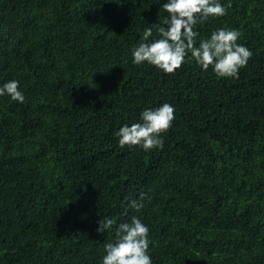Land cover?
Wrapping results in <instances>:
<instances>
[{
	"label": "trees",
	"instance_id": "trees-1",
	"mask_svg": "<svg viewBox=\"0 0 264 264\" xmlns=\"http://www.w3.org/2000/svg\"><path fill=\"white\" fill-rule=\"evenodd\" d=\"M167 2L0 0V87L25 97L0 96V264H102L132 216L152 264H264V0H218L226 15L194 28L196 46L240 33L238 78L190 54L173 74L132 62ZM164 103L163 148H121L114 133ZM105 217L117 223L98 233Z\"/></svg>",
	"mask_w": 264,
	"mask_h": 264
},
{
	"label": "clouds",
	"instance_id": "clouds-1",
	"mask_svg": "<svg viewBox=\"0 0 264 264\" xmlns=\"http://www.w3.org/2000/svg\"><path fill=\"white\" fill-rule=\"evenodd\" d=\"M162 9L168 13L163 23L145 28L140 42L132 49L134 64L147 62L166 74H173L190 54L203 70L211 66L219 77L238 78L239 70L247 65L252 53L237 43L240 36L237 30L219 28L211 33L210 38L201 39L199 46H196L199 33L194 30L195 26L209 17L226 15L225 7L218 0H168ZM154 30L159 38L150 41ZM5 95L20 103L25 99L19 90V82L15 80L0 87V96ZM174 112V107L169 103L142 110L141 122L131 126L126 124L114 133L119 138V146H140L145 151L162 149V134L171 127ZM146 196V193H140L138 199L126 197L122 205L125 214L129 209L139 212L144 207ZM116 223L110 217L100 219L97 232L103 233ZM148 233L149 229L137 216H132L130 222L120 223L115 228L114 241L104 246L106 255L102 257V264H152L148 255Z\"/></svg>",
	"mask_w": 264,
	"mask_h": 264
}]
</instances>
